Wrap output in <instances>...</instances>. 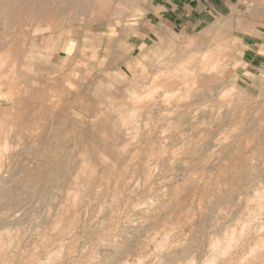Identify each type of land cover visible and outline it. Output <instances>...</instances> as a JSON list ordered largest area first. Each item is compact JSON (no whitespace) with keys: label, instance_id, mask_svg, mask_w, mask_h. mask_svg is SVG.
<instances>
[{"label":"rangeland","instance_id":"374dc122","mask_svg":"<svg viewBox=\"0 0 264 264\" xmlns=\"http://www.w3.org/2000/svg\"><path fill=\"white\" fill-rule=\"evenodd\" d=\"M31 1L0 33V264H264V68L243 62L257 3L141 55L149 0L102 18Z\"/></svg>","mask_w":264,"mask_h":264},{"label":"crops","instance_id":"0c3cea01","mask_svg":"<svg viewBox=\"0 0 264 264\" xmlns=\"http://www.w3.org/2000/svg\"><path fill=\"white\" fill-rule=\"evenodd\" d=\"M85 5L77 4L76 8L86 11L94 9L96 16H108L107 1L108 0H86ZM122 4L137 2L139 0H117ZM226 0H149L148 11L144 20V25L150 31L143 35L142 33L135 35L129 42L130 49L141 50V55L144 54V47L147 46L150 39L163 38V31L166 29L171 32H185L190 26H199L206 19L215 15L221 16L223 8H227ZM257 3V7L250 13L253 17H264V0H252ZM88 6V7H87ZM232 23L224 24L223 31L231 30ZM170 32V33H171ZM256 36V35H254ZM259 41L244 42L245 62L249 72L255 73L259 68H264V31H261V37H257ZM205 44L203 39L198 41V48H202ZM70 46V45H69ZM104 47V44H101ZM108 46L105 45V48ZM66 50L70 51L68 47ZM131 51V52H132ZM110 62V61H109ZM110 64V63H109Z\"/></svg>","mask_w":264,"mask_h":264},{"label":"bare ground","instance_id":"6f19581e","mask_svg":"<svg viewBox=\"0 0 264 264\" xmlns=\"http://www.w3.org/2000/svg\"><path fill=\"white\" fill-rule=\"evenodd\" d=\"M33 3H34V1H31V0H0V31L2 29V32H0L1 35L4 36V35L8 34V32L6 33V30L9 29L11 24L23 22L25 20V17L31 12V10L33 8ZM67 4L68 3H66V5ZM74 4L76 5V3H74ZM66 5H65V7H66ZM32 17H33V15H32ZM4 44L8 45L6 43H4ZM1 47H2V45L0 44V48Z\"/></svg>","mask_w":264,"mask_h":264}]
</instances>
